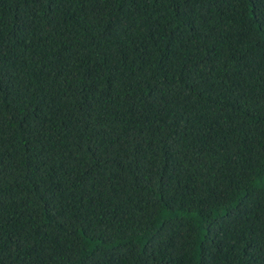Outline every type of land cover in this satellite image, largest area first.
<instances>
[{
  "label": "trees",
  "instance_id": "trees-1",
  "mask_svg": "<svg viewBox=\"0 0 264 264\" xmlns=\"http://www.w3.org/2000/svg\"><path fill=\"white\" fill-rule=\"evenodd\" d=\"M262 25L264 0H0V264H264Z\"/></svg>",
  "mask_w": 264,
  "mask_h": 264
},
{
  "label": "snow or ice",
  "instance_id": "snow-or-ice-1",
  "mask_svg": "<svg viewBox=\"0 0 264 264\" xmlns=\"http://www.w3.org/2000/svg\"><path fill=\"white\" fill-rule=\"evenodd\" d=\"M258 19V18H257ZM262 26H264V25H262Z\"/></svg>",
  "mask_w": 264,
  "mask_h": 264
}]
</instances>
